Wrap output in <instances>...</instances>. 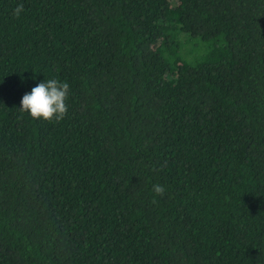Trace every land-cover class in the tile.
<instances>
[{"label": "trees", "instance_id": "1", "mask_svg": "<svg viewBox=\"0 0 264 264\" xmlns=\"http://www.w3.org/2000/svg\"><path fill=\"white\" fill-rule=\"evenodd\" d=\"M0 264H264V0H0Z\"/></svg>", "mask_w": 264, "mask_h": 264}, {"label": "clouds", "instance_id": "2", "mask_svg": "<svg viewBox=\"0 0 264 264\" xmlns=\"http://www.w3.org/2000/svg\"><path fill=\"white\" fill-rule=\"evenodd\" d=\"M23 11V5L19 4L14 9V15L19 17ZM69 91V84L57 79H48L38 83L25 93L21 99V111L27 112L33 119H43L46 121L62 120L67 111L66 99ZM153 191L159 195H164L165 189L161 185H153ZM153 199V203H155Z\"/></svg>", "mask_w": 264, "mask_h": 264}]
</instances>
